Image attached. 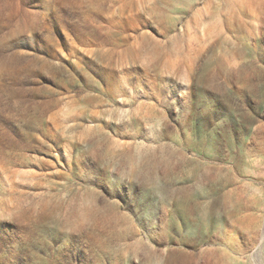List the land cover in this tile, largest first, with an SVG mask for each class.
Instances as JSON below:
<instances>
[{
	"label": "rangeland",
	"instance_id": "obj_1",
	"mask_svg": "<svg viewBox=\"0 0 264 264\" xmlns=\"http://www.w3.org/2000/svg\"><path fill=\"white\" fill-rule=\"evenodd\" d=\"M0 264H264V0H0Z\"/></svg>",
	"mask_w": 264,
	"mask_h": 264
}]
</instances>
